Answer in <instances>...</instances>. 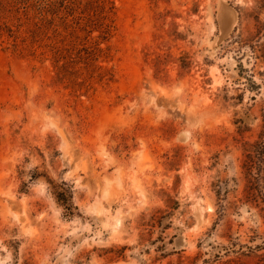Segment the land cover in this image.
<instances>
[{
  "label": "rangeland",
  "instance_id": "374dc122",
  "mask_svg": "<svg viewBox=\"0 0 264 264\" xmlns=\"http://www.w3.org/2000/svg\"><path fill=\"white\" fill-rule=\"evenodd\" d=\"M0 264H264V0H0Z\"/></svg>",
  "mask_w": 264,
  "mask_h": 264
},
{
  "label": "trees",
  "instance_id": "16d2710c",
  "mask_svg": "<svg viewBox=\"0 0 264 264\" xmlns=\"http://www.w3.org/2000/svg\"><path fill=\"white\" fill-rule=\"evenodd\" d=\"M62 188H63V187H62ZM56 194H57V197H58V200H59V201L63 202V204H69V203L67 202L66 191H64V190H58V191L56 192ZM66 208H67L68 210H70V207H69V206H67Z\"/></svg>",
  "mask_w": 264,
  "mask_h": 264
}]
</instances>
